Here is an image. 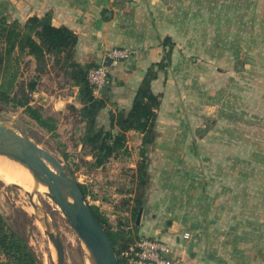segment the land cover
Masks as SVG:
<instances>
[{
    "label": "crops",
    "instance_id": "obj_1",
    "mask_svg": "<svg viewBox=\"0 0 264 264\" xmlns=\"http://www.w3.org/2000/svg\"><path fill=\"white\" fill-rule=\"evenodd\" d=\"M46 12L54 25L77 34L74 58L81 64L102 63L111 47L136 49L110 68V82L96 96L106 102L97 114L99 124L108 123L109 110L130 107L144 71L162 57L163 39H172L171 62L151 84L161 93V103L139 231L172 246L178 264H264V243L252 233L258 224L228 207L223 195L232 176L233 193H242L237 183L242 181L245 133L262 135L260 140L253 136L257 142H251L249 160L252 167L259 158L264 164V0H0V16L9 20ZM230 117L233 125H227ZM217 122L220 134L233 135L232 143L211 141ZM128 134H136L140 144L138 132ZM188 134L208 141L182 142ZM212 146L233 148V159L224 153L200 160L197 151ZM255 150L262 156H253ZM154 160L157 174L151 169ZM182 164L190 170H180ZM155 174L157 181L171 182L170 194L160 193L155 183L149 187ZM214 177L220 188L210 193ZM215 197L222 199L217 206ZM206 198L212 200L206 203Z\"/></svg>",
    "mask_w": 264,
    "mask_h": 264
},
{
    "label": "rangeland",
    "instance_id": "obj_2",
    "mask_svg": "<svg viewBox=\"0 0 264 264\" xmlns=\"http://www.w3.org/2000/svg\"><path fill=\"white\" fill-rule=\"evenodd\" d=\"M33 67L34 62L29 60V57H24L19 64L20 77L28 80L34 74ZM35 91L37 96L34 99L32 98L31 104L40 107L44 116L49 115L56 118L54 132L47 131L38 125L20 107L6 106L0 110V117L4 118L9 124L20 128L30 139L58 157L64 169L85 187L86 202L98 207V211L107 218L111 229L119 228L125 231L127 235H140L139 225L136 228L131 215L135 167L139 158V144H137L136 134H127L128 154L119 152L103 166L92 167L90 165L92 157L88 152V147L82 140L84 123L79 120L77 111L70 108V105L76 108L80 106L77 98V87L66 77L59 66L50 62L46 71L40 75ZM233 124V117H230L227 125ZM253 136L260 140L262 135H251L250 133L243 135L242 181L237 183V185H242V193H233L235 183L232 176L231 180L227 179V193H223V195L227 196L226 205L233 210L240 211L244 220H255L258 229H254L252 233L257 234L258 239L260 238L263 241L261 243H264L262 239L264 238V164L260 162V158L256 167L255 165L252 167L250 164L251 142H257ZM170 137L175 138L174 136ZM210 137L211 141L216 143L217 146L220 140L228 141V143L233 142V135L220 134L218 122ZM201 139L199 135L188 134L182 138V142L191 140L208 141V139ZM210 149L197 151L200 160L203 158L202 155L207 156V158L208 156L220 158L221 154L224 156V153L229 159L234 157L233 148L223 151L220 149L215 150L212 146ZM260 155L262 156V151H253V156L258 158ZM187 156L192 157L190 154H187ZM152 163V173L156 171L157 174L158 168L154 167L157 161L154 160ZM179 168L185 171L190 170L185 167V164H182ZM231 173H233V169ZM156 174L153 175V183L150 184L149 181V187L154 188L155 183V186H160V193L170 194L171 182L168 179L157 181ZM187 176H190V172L188 175H182L184 178ZM6 177L4 173H0V214L3 215L12 229L25 238L29 247L35 253L38 264H53L56 260V252L47 237L42 217L48 219L52 231L61 238L64 248L63 264H91L90 254L85 245L74 229L67 223L58 206L44 191L39 189L34 180L26 188H23L15 186ZM210 184V193H213L214 190L215 192L219 191V181L216 177H214V182ZM150 191L153 193L152 190ZM29 192L32 194V200L36 207L30 202ZM210 200L212 199L206 198L205 202L208 203ZM213 202L214 206H217V203L219 205L222 199L218 201V198L215 197ZM262 250L264 251V244H262Z\"/></svg>",
    "mask_w": 264,
    "mask_h": 264
},
{
    "label": "trees",
    "instance_id": "obj_3",
    "mask_svg": "<svg viewBox=\"0 0 264 264\" xmlns=\"http://www.w3.org/2000/svg\"><path fill=\"white\" fill-rule=\"evenodd\" d=\"M52 15L46 12L42 16L32 15L25 21L9 20L0 16V110L6 106L20 107L30 118L47 131L54 132L56 118L44 116L40 107L31 104V93L36 90L40 75L46 71L51 62L59 66L73 85L77 87L79 120L84 123L82 140L92 157V167L103 166L119 152L128 154L127 134L134 130L141 135L138 147V160L135 167V186L131 215L136 225V215L143 207L148 184L149 147L153 141V130L157 111L161 103V93L152 90V81L159 71L164 70L171 62L174 46L167 36L162 41V57L152 62L144 71L139 85L134 91L130 107L109 110L108 123L99 124L98 111L105 107V99L96 97L87 80V70L92 65L81 64L74 58L78 41L72 28L52 23ZM123 47V46H121ZM24 57L34 62V74L28 79L21 78L19 64ZM110 79V78H109ZM69 173V172H68ZM71 175V173H69ZM78 182V181H77ZM84 198L85 187L78 182ZM89 207L97 221L108 233L117 255L118 264H128L120 256L121 249L140 235H127L117 228L111 229L107 218L98 211L96 205ZM0 264H38L37 257L25 238L12 229L0 214Z\"/></svg>",
    "mask_w": 264,
    "mask_h": 264
},
{
    "label": "water",
    "instance_id": "obj_4",
    "mask_svg": "<svg viewBox=\"0 0 264 264\" xmlns=\"http://www.w3.org/2000/svg\"><path fill=\"white\" fill-rule=\"evenodd\" d=\"M105 56L103 64H110ZM0 155L16 160L32 173L37 182L46 185L45 192L58 206L67 223L74 229L85 245L91 258V264H118L114 245L102 225L92 213L76 179L65 169L62 162L50 151L30 139L20 128L9 124L0 117ZM20 187L18 184L13 183ZM31 204L36 207L29 192ZM142 207L136 216L140 222ZM46 234L52 243L56 260L53 264H63L64 248L60 236L52 231L46 217H42Z\"/></svg>",
    "mask_w": 264,
    "mask_h": 264
},
{
    "label": "built area",
    "instance_id": "obj_5",
    "mask_svg": "<svg viewBox=\"0 0 264 264\" xmlns=\"http://www.w3.org/2000/svg\"><path fill=\"white\" fill-rule=\"evenodd\" d=\"M135 52L136 49L132 47H111L104 53V57L108 56L111 59L109 65L99 63L88 68L86 76L95 96L109 84L110 68L130 58ZM34 92L31 93L32 96ZM186 236L188 233H184V237ZM120 256L126 259L128 264H178L179 262L172 246L161 238L147 234H141L127 243L121 249Z\"/></svg>",
    "mask_w": 264,
    "mask_h": 264
},
{
    "label": "bare ground",
    "instance_id": "obj_6",
    "mask_svg": "<svg viewBox=\"0 0 264 264\" xmlns=\"http://www.w3.org/2000/svg\"><path fill=\"white\" fill-rule=\"evenodd\" d=\"M21 163L16 160L10 159L7 156L0 155V173H4L6 179L12 183L18 184L19 186L26 188L28 184L34 180L36 185L41 191L46 192V185L36 181L32 173Z\"/></svg>",
    "mask_w": 264,
    "mask_h": 264
}]
</instances>
